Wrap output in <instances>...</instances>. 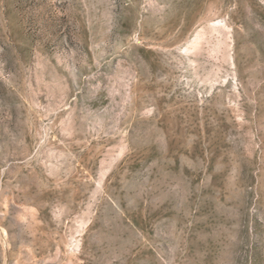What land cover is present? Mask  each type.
<instances>
[{"label":"rangeland","instance_id":"rangeland-1","mask_svg":"<svg viewBox=\"0 0 264 264\" xmlns=\"http://www.w3.org/2000/svg\"><path fill=\"white\" fill-rule=\"evenodd\" d=\"M0 264H264V0H0Z\"/></svg>","mask_w":264,"mask_h":264}]
</instances>
